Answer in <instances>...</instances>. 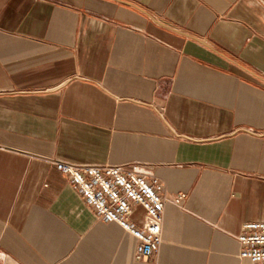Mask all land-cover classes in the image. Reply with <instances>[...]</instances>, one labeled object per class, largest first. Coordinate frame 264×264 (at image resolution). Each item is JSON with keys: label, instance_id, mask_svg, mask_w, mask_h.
<instances>
[{"label": "crops", "instance_id": "crops-1", "mask_svg": "<svg viewBox=\"0 0 264 264\" xmlns=\"http://www.w3.org/2000/svg\"><path fill=\"white\" fill-rule=\"evenodd\" d=\"M53 160L158 177L159 252L137 259ZM248 222H264V0H0V258L253 264Z\"/></svg>", "mask_w": 264, "mask_h": 264}, {"label": "built area", "instance_id": "built-area-1", "mask_svg": "<svg viewBox=\"0 0 264 264\" xmlns=\"http://www.w3.org/2000/svg\"><path fill=\"white\" fill-rule=\"evenodd\" d=\"M52 163L71 180L98 218L117 223L136 239L137 259L147 260L159 252L167 197L158 177L138 165ZM185 198L180 195L174 203L179 206ZM139 207L144 210V218L141 226H136L133 216ZM237 239L243 260L264 264V222L244 224ZM0 264L8 263L0 258Z\"/></svg>", "mask_w": 264, "mask_h": 264}]
</instances>
